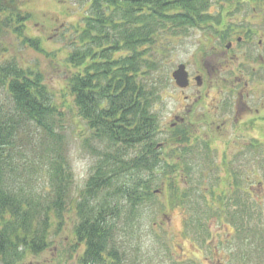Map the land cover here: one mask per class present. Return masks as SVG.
<instances>
[{"label": "trees", "instance_id": "1", "mask_svg": "<svg viewBox=\"0 0 264 264\" xmlns=\"http://www.w3.org/2000/svg\"><path fill=\"white\" fill-rule=\"evenodd\" d=\"M83 1L88 13L76 25L80 29L76 47L65 56L71 72L68 93L90 131L83 142L92 139L96 144L91 146L94 162L83 188L74 191L60 130L63 113L42 72L0 54V264H18L26 254L40 253L51 244V234H59L67 225L75 246L83 245L79 264H143L141 245L132 239L138 238L144 205L156 199L159 210L154 213L165 212L159 199L164 188L171 206L189 196L200 197V208L216 207L221 217L227 215L226 226L232 228L227 234L246 236L249 230L253 238L254 230L261 229L251 252L264 257V225H259L264 197L259 166L263 167L264 156L260 151H252L257 168L249 166L248 159L237 173L232 170V181L227 178L220 189L209 186L216 178L201 177L215 174L211 151L200 154L204 166L193 163L195 151L187 131L172 136L174 148L166 153L161 151L164 142L158 141L162 127L154 105L159 101L157 85L166 74L161 66L167 42L194 28L218 26L222 12L214 15L210 9L218 4L223 11L228 0ZM252 1L264 4V0ZM24 10L20 0H0V38L10 31L22 44L42 51L39 38L24 33L31 19L30 11ZM228 33L230 29L219 28L218 37ZM3 49L0 40V52ZM182 172L186 177L180 182L185 185L179 186L176 174ZM242 174L249 185L242 186ZM38 180L42 185H36ZM207 196L213 199L210 206ZM197 212L183 219V238L191 243L208 234L206 211ZM193 222L197 231L188 227ZM155 225L149 226L157 234ZM156 237L163 240L162 235ZM247 241L254 248L255 240ZM161 245L166 251L168 245L172 247L168 239Z\"/></svg>", "mask_w": 264, "mask_h": 264}, {"label": "rangeland", "instance_id": "2", "mask_svg": "<svg viewBox=\"0 0 264 264\" xmlns=\"http://www.w3.org/2000/svg\"><path fill=\"white\" fill-rule=\"evenodd\" d=\"M20 1L23 9H25L24 11L27 10L31 13V19L27 22L24 33L27 36L38 37L42 51H37L28 44H22L19 38L9 31L3 33L0 38L4 48L0 54L7 60L18 62L23 67L39 69L42 72L43 82L53 93L54 102L59 111L63 113L59 117L60 130L64 136V150L68 151L75 191L83 188L86 177L90 173L94 162L91 146L94 147L96 144L92 139H89L87 143L83 142V136H88L90 131L85 122L78 117L72 96L68 93L67 77L71 72H69L70 68L66 66L65 56L68 51H72L77 45L75 39L80 29L76 25L83 23V17L87 16V2L83 0ZM247 1L228 0L223 11L219 9L218 4L212 6L210 9L212 14L217 15L216 13L220 14L222 12L221 23L218 26L212 23V29L205 27L204 29L194 28L188 34L173 38L170 42H167L164 53L165 59L163 58L161 66L162 71L166 74L162 79L163 82L157 85L159 101L154 105V112L158 116L159 127H162L160 138L158 139V141L164 142L161 151L166 153L171 148H174L175 141L171 138L174 134L176 136V132L180 130L188 131L193 136L202 137L200 141H192L191 136H188L190 138L188 142L193 143L195 148L193 149L195 151L193 163H199L200 161L202 166H204V161L200 159V154L205 153L206 155L207 148L202 141L203 138L211 135L208 137L211 144L219 148L218 151H213L210 155L212 163L216 166L211 171L214 173H218L217 164H219L223 155L230 156L229 159H232L233 156L231 154L241 149L240 144H229L234 136L231 129L229 130L230 125L226 124L225 130L218 131L217 125L219 122L206 123L198 119L192 125L186 120L180 125L172 126L171 117L172 114L184 115V117L188 114L187 116L193 117L195 107L197 111L200 112L202 110L204 112L210 110L209 106L211 107L212 103H217L220 97H224L226 100L228 97V84L234 77L233 73L235 72L236 76H241L237 69L249 64L252 67L261 69L256 74L257 78L250 85H257L264 98V57L260 58L258 56L259 53L264 56V4L253 2L252 0ZM25 3L26 8L24 6ZM218 27L221 30L230 29V35L228 33V36L223 39L218 37ZM238 36L243 40L241 39V41L235 43ZM229 41H232L235 45L229 53H225V45ZM259 41H261L260 45L262 44L260 48L258 45ZM234 54L237 55V58ZM231 55H233V59L229 60L228 68L224 67L221 71L220 69L216 70L215 65H219L220 68V63H224V59H229ZM178 64H185L186 69L192 75L200 73L203 80L200 87H197L195 81H193L192 86L184 92L191 95V98H185L184 100L171 77L172 71L176 69ZM259 75L261 77H258ZM206 86L209 91V97H206L205 88H203ZM247 90H249L250 96L246 101L249 105L254 106L255 101L251 98L253 94L252 88ZM219 91L220 94L218 93ZM196 92L201 94L198 98L199 104H202L200 107L197 99L194 100ZM185 107H191L192 112L190 114L187 113ZM213 112L215 115V111ZM197 114L201 115L200 113ZM241 128L239 132H242ZM243 134L246 135V132H243ZM242 143H245L244 140H242ZM228 144L230 145L229 147ZM260 153L261 156H264V151H260ZM239 158L241 159L242 156ZM246 159H249V166L254 165V168H257L255 162H257L258 158L253 156L252 151H248ZM246 161L244 163H247ZM262 166H259L261 176L264 174V163ZM178 175L179 173L176 174L177 177ZM216 182H209V186L216 185L222 189L224 185H218ZM178 184L179 186L185 185L184 183L181 184V182ZM36 185L40 186L42 183L38 180ZM164 189L160 198L159 196L158 198L163 200L166 213H154L159 210L156 199L150 204L144 205L138 220V238L134 237L132 239L133 242L138 239L141 245L140 255L142 258L140 261L143 264H172L173 261H183L182 264H218L219 261L221 264H264L263 255L258 258L253 256L251 252L256 248L255 245L259 239V232H262L260 231L261 229L254 230L256 235L253 238L250 236L249 230L246 231V236L239 234V237L236 233L227 234L226 232L232 231V228L226 226V223H228L226 218L213 217L212 219H206L208 234L204 235L201 241L199 237L196 238L195 243H191L188 238L184 239L185 227L182 221L181 208L178 205H166L169 202L167 190ZM192 201L197 204L199 199L194 197ZM262 204L261 221L259 223L261 226L264 225V197ZM208 206H210V202ZM201 210H205L202 205ZM69 216L72 218L73 212H70ZM161 221H163L162 225H160ZM152 223L156 224L155 228L158 227L157 234L150 229L149 225ZM253 223L254 221H252ZM135 228L134 222L132 229ZM162 229H165V232ZM191 230L197 231L195 223L191 226ZM70 232L71 226L67 225V228L59 234L54 236L51 234V244L46 249L37 254H26L18 264H79L78 259L83 251V245L75 246L74 238ZM156 235H162L163 240H158ZM245 237L251 238V241L255 240L254 248L247 245L249 238L245 242L242 241ZM165 239H168L172 246L171 249L168 245L169 251H166L164 245H161ZM242 256H245V259L241 258Z\"/></svg>", "mask_w": 264, "mask_h": 264}, {"label": "flooded vegetation", "instance_id": "3", "mask_svg": "<svg viewBox=\"0 0 264 264\" xmlns=\"http://www.w3.org/2000/svg\"><path fill=\"white\" fill-rule=\"evenodd\" d=\"M241 39L242 38L240 36L236 37L235 43L241 41ZM235 43H233L232 41H229V43L225 45L226 47L225 53H229V51L233 49V46L235 45ZM258 43H259L258 44L259 48L262 47V44L260 45L261 41H259ZM246 56L248 57V55ZM258 56L260 58L264 57L262 53H259ZM235 57L237 58V55H235ZM231 59H233V55H231L229 59H224V63H220V66H221L220 68H219V65H215L216 70L220 69L221 71L222 69H224V67L228 68L229 66L228 62ZM247 66H243L237 69L238 73H240L241 76L240 75L236 76L235 72L233 73L234 77L231 79L230 84H228L229 89H228V97L226 98V100L224 97H220L217 100V103L211 104L212 108L209 106L210 110L204 111V112L202 110L200 112L197 111L195 107L194 109L195 114L193 117L187 116L188 114L185 117L184 115L180 116L177 114H172V117H171L172 126L180 125V123H184L186 120L192 125V124H195L196 120L198 119L205 121L206 123L219 122L217 125L218 131L225 130L226 124L230 125L229 130L231 129V132L234 134V136H233V139L229 142V144H232V143L234 145L240 144L241 149L234 151V152L230 151V152H233L231 154L233 156L232 159H229L230 156L228 157L227 155H223L220 161L221 163L218 161L219 164H217L218 173L213 174V176H210V175L208 176L206 174H203L201 176L203 177L205 181L209 180V179H206L208 177L216 178L218 185L226 184L228 179L232 181L233 179L232 170L235 169L236 173L238 172V170L240 169V165L242 164L243 166L244 162L247 160L246 156H248V151H264V98L261 95L259 89L257 88V85L255 84L250 85L251 82L257 78L256 74H258L261 69L252 67L250 64ZM207 69L209 68L207 67ZM186 71L188 73L187 86L182 87V88L176 86L178 92L182 95L183 100L185 98H191V95L185 94L184 92L192 86L193 81H195L197 87H200L203 82L200 73H194L192 75L189 70L186 69ZM206 72L208 73L207 70ZM258 77H261V76L259 75ZM203 88H205L204 90H205L206 97H209V91L207 90V86ZM248 88H252L253 94L251 98L255 101L254 106L249 105L246 101L247 98L250 96V92L249 90H247ZM198 90L196 89L197 92ZM197 92H196V97H194V100L197 99V103L199 104L198 98L201 96V94ZM218 93L220 94V91ZM201 105L199 104V107ZM186 107L185 109H187V113L190 114L192 112V108L191 107L186 108ZM213 111H215V115ZM197 113H200L201 115H198ZM240 127H242L241 128L242 132H239ZM243 132H246V135L243 134ZM188 134L189 136H191L192 141L194 139L200 141V139L202 138L201 136L199 137L193 136L189 132ZM208 137L203 138V141L207 142L208 144V147H206L207 148L206 151H211V153L213 151H218L219 148L213 146ZM242 140H244L245 143H242ZM190 144H193V143H190ZM229 144H228V147L230 146ZM240 156H242L241 159L239 158ZM181 171H184V167L181 168ZM181 177L185 178L186 177L185 173L182 172L181 176L178 175V182H180ZM241 177L243 179L242 186L249 185V180L246 178V175L242 174ZM244 178L246 179L244 180ZM193 198H194L193 196H189L188 200L187 198H185L186 201H184L183 203L179 205V207L181 208V213H182V221L183 219L187 218V216H190L189 213L191 214V216L192 215L196 216L198 214L197 211H202L200 206L197 205L198 203L196 204L195 202L192 201ZM198 199L199 201L201 200L200 197ZM206 200H208L209 202H212L211 200L213 199H211L210 196H207ZM209 209L210 211L206 210L205 212L206 217H208L209 219H212L213 217H218L219 210H217L216 207L215 209H211V208ZM224 218H227V215L222 214V217L221 216L219 217V219H224ZM193 224L194 223L189 224L188 227L191 228ZM218 264H221V263L218 262Z\"/></svg>", "mask_w": 264, "mask_h": 264}, {"label": "water", "instance_id": "4", "mask_svg": "<svg viewBox=\"0 0 264 264\" xmlns=\"http://www.w3.org/2000/svg\"><path fill=\"white\" fill-rule=\"evenodd\" d=\"M172 77L175 84L179 87H185L188 84V73L185 69L184 64H179L176 69L172 72Z\"/></svg>", "mask_w": 264, "mask_h": 264}]
</instances>
